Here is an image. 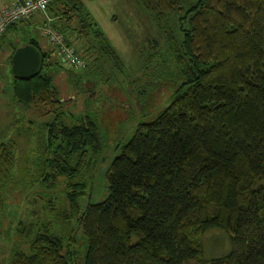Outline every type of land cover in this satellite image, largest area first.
<instances>
[{"label": "trees", "instance_id": "obj_1", "mask_svg": "<svg viewBox=\"0 0 264 264\" xmlns=\"http://www.w3.org/2000/svg\"><path fill=\"white\" fill-rule=\"evenodd\" d=\"M137 1L181 80L168 104L120 145L104 172L105 198L82 208L90 154L104 147L96 115L63 107L50 53L35 37L11 43V53L31 43L43 56L34 76L12 75L11 89L24 107L40 104L50 113L37 131L34 153L40 158L27 162L39 168L49 195L47 219L21 226L26 247H12L6 264H76L74 238L52 230L74 216L82 264H264V0ZM44 12L77 54L70 37L84 52L94 50L93 60L117 63L83 0H50ZM35 13L8 25L0 39ZM67 70L77 81L79 71ZM18 144L13 138L0 142V206L14 179ZM58 177L65 183L59 199L50 192ZM217 228L228 235L230 248L206 257L201 236Z\"/></svg>", "mask_w": 264, "mask_h": 264}, {"label": "rangeland", "instance_id": "obj_2", "mask_svg": "<svg viewBox=\"0 0 264 264\" xmlns=\"http://www.w3.org/2000/svg\"><path fill=\"white\" fill-rule=\"evenodd\" d=\"M83 4L96 28L113 47L117 63L102 56L93 60L96 52L92 49L91 53L84 52L73 37L70 38L86 66L73 67L61 62L43 32L51 25L46 12L35 13L28 23L19 24L0 39V142L13 138L20 143L14 153L17 158L12 168L14 182L11 180V185L5 186L0 206V264H6L12 247H26L27 239L20 228L45 220L44 196L49 195L37 177L39 168L27 162L40 158L38 151L34 153L37 131L50 113L47 106L24 107L14 99L9 62L11 43L20 44L29 36L35 37L41 48L50 53L48 61L53 63L50 70L63 107L75 115L85 111L96 115L104 147L99 153L90 154L92 164L83 177L85 188L78 200L80 208L105 198L104 172L119 153L120 145L130 138L138 123L151 120L168 104L181 80L178 69L165 56L164 43L151 16L137 0H83ZM89 42L96 44L92 36ZM57 62L62 66H57ZM67 69L79 71L77 81L66 76ZM55 184L50 192L59 199L65 183L58 177ZM52 230L58 234L68 232L74 238V259L76 264H82L83 239L75 216L65 225L54 224ZM201 239L206 257L223 255L230 248L228 235L219 228L204 233Z\"/></svg>", "mask_w": 264, "mask_h": 264}, {"label": "built area", "instance_id": "obj_3", "mask_svg": "<svg viewBox=\"0 0 264 264\" xmlns=\"http://www.w3.org/2000/svg\"><path fill=\"white\" fill-rule=\"evenodd\" d=\"M2 0H0L1 2ZM50 0H14L0 5V36L6 27L21 19L29 17L34 12L46 9ZM48 41L55 47L60 61L73 67H81L84 62L74 48L65 42L64 35L52 25L43 30Z\"/></svg>", "mask_w": 264, "mask_h": 264}, {"label": "water", "instance_id": "obj_4", "mask_svg": "<svg viewBox=\"0 0 264 264\" xmlns=\"http://www.w3.org/2000/svg\"><path fill=\"white\" fill-rule=\"evenodd\" d=\"M10 61L11 74L19 79H27L39 71L43 56L35 45L26 43L13 49Z\"/></svg>", "mask_w": 264, "mask_h": 264}, {"label": "crops", "instance_id": "obj_5", "mask_svg": "<svg viewBox=\"0 0 264 264\" xmlns=\"http://www.w3.org/2000/svg\"><path fill=\"white\" fill-rule=\"evenodd\" d=\"M12 1H14V0H3V1H1V2L7 4V3H10V2H12ZM2 3H0V5H1Z\"/></svg>", "mask_w": 264, "mask_h": 264}]
</instances>
